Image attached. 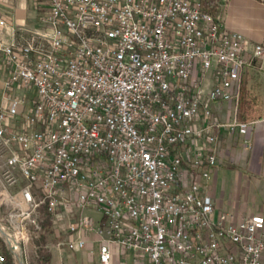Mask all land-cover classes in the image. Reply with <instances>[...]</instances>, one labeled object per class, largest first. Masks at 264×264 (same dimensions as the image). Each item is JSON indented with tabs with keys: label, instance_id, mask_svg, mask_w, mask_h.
<instances>
[{
	"label": "built area",
	"instance_id": "1",
	"mask_svg": "<svg viewBox=\"0 0 264 264\" xmlns=\"http://www.w3.org/2000/svg\"><path fill=\"white\" fill-rule=\"evenodd\" d=\"M37 1L45 28L0 48L4 91L37 94L0 113V238L19 262L44 208L68 220L59 247L95 234L101 264H264V215L209 191L219 131L250 130L231 107L264 57L214 12L231 0Z\"/></svg>",
	"mask_w": 264,
	"mask_h": 264
},
{
	"label": "crops",
	"instance_id": "2",
	"mask_svg": "<svg viewBox=\"0 0 264 264\" xmlns=\"http://www.w3.org/2000/svg\"><path fill=\"white\" fill-rule=\"evenodd\" d=\"M209 2L205 1L208 7ZM45 11V5L37 0H0V12L7 21L6 27H0V48L3 44L27 38L25 29L45 28L42 22ZM214 12L229 30L240 33L252 45L264 47V0H231L229 5H222ZM4 59L0 51V111L8 106L9 97L16 95L25 101L21 112L27 111L36 103L37 94L32 89L8 93L4 91ZM228 110V105L224 104L223 115H227ZM231 110L232 116L236 115L240 122L251 125L250 130L246 135L239 131L229 133L226 129L219 131V165L209 181V191L219 211L238 219L264 215V57L246 71L241 99L237 105H232ZM229 165L241 170L228 195L224 187L218 190L213 176L218 173V168ZM93 248H96V253L87 256L83 252L56 247L51 251V264H71L72 258L79 259V264H101L98 254L100 245L97 241H94Z\"/></svg>",
	"mask_w": 264,
	"mask_h": 264
},
{
	"label": "rangeland",
	"instance_id": "3",
	"mask_svg": "<svg viewBox=\"0 0 264 264\" xmlns=\"http://www.w3.org/2000/svg\"><path fill=\"white\" fill-rule=\"evenodd\" d=\"M198 1V0H193ZM46 12V11H45ZM45 14L43 15V17ZM3 71L6 73V67L4 65ZM7 78V73H6ZM5 109V108H4ZM1 110V112L4 111ZM2 159L0 158V164ZM240 168L232 166H222L218 168V173L213 176V181H216L217 188L221 191L222 187L225 189V193L229 195L231 190V185L236 179L237 175L240 173ZM232 202V201H231ZM3 208H0V217L3 215ZM88 213L92 214L97 220L102 218V213L96 210H90ZM38 223L41 226V231H37L32 226L30 227V239L27 244L23 246V256L26 264H42L41 256L42 255H51V251L56 247H59V243L63 242L65 238L64 229H66L68 220L63 221L60 225L56 224V220L52 217L44 208H41L38 212ZM91 241L94 242L96 239L95 234H92L90 237ZM0 247L2 248L4 254L7 257V254L10 253L14 259L15 264H21L8 247L5 242L0 238ZM61 248V247H59ZM65 248V247H64ZM66 249V248H65ZM85 255L93 256L94 252L96 253V248L89 247L86 251H81ZM99 254V253H98ZM73 255V254H72ZM76 261V262H75ZM80 260H74L72 258L71 264H79Z\"/></svg>",
	"mask_w": 264,
	"mask_h": 264
},
{
	"label": "trees",
	"instance_id": "4",
	"mask_svg": "<svg viewBox=\"0 0 264 264\" xmlns=\"http://www.w3.org/2000/svg\"><path fill=\"white\" fill-rule=\"evenodd\" d=\"M212 2L213 0H210L209 3L212 4ZM40 260L42 264H51V255H42ZM7 264H15L14 259L10 253L7 254Z\"/></svg>",
	"mask_w": 264,
	"mask_h": 264
},
{
	"label": "water",
	"instance_id": "5",
	"mask_svg": "<svg viewBox=\"0 0 264 264\" xmlns=\"http://www.w3.org/2000/svg\"><path fill=\"white\" fill-rule=\"evenodd\" d=\"M20 261L22 264H25L23 256L20 257Z\"/></svg>",
	"mask_w": 264,
	"mask_h": 264
}]
</instances>
